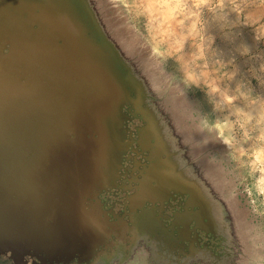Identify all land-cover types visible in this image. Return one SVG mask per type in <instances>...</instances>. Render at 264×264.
<instances>
[{"label": "water", "instance_id": "95a60500", "mask_svg": "<svg viewBox=\"0 0 264 264\" xmlns=\"http://www.w3.org/2000/svg\"><path fill=\"white\" fill-rule=\"evenodd\" d=\"M29 1L14 9V35L0 39V255L17 264L91 259L114 231L88 243L84 256L77 229L64 223L66 201L91 182L99 201L122 168L111 146L132 134L128 123L136 120L141 126L129 139L146 154L140 182L154 175L172 199L184 200L178 215L186 225L222 237L225 255L210 253L215 261L231 249L242 254V210L225 190L214 150L201 144L180 88L119 1ZM115 152L116 174L98 172Z\"/></svg>", "mask_w": 264, "mask_h": 264}, {"label": "rangeland", "instance_id": "374dc122", "mask_svg": "<svg viewBox=\"0 0 264 264\" xmlns=\"http://www.w3.org/2000/svg\"><path fill=\"white\" fill-rule=\"evenodd\" d=\"M118 1L131 28L152 49L162 70L172 83L180 88L181 95H183V89L177 79L179 74H176V65L169 61L167 67L164 66V61L169 57L179 60L185 73L190 72L197 61H204L200 79L208 83L210 87L219 81H224L227 87V84L231 82L236 85V95L239 96L243 94L241 89L244 93L252 91L248 84L251 80L255 92H264V89L257 86L255 81L264 80V56L258 54L264 52V43L256 42H264V23H261L264 20V14H262L264 0H255L254 8L247 11V4L233 3L231 5V11L236 14L238 22L243 14L242 23L255 26L256 40L253 38V30L248 27L234 32L229 30L223 35L219 32L214 33L215 48L219 53L210 51L212 38L210 36L206 39L202 38L201 31L197 27L201 22L200 13L196 10L200 8L199 4L186 8L178 0ZM28 3L29 0H0V39L14 35V9L18 4L27 5ZM132 20H138L140 27L131 23ZM186 23L188 24L187 35L197 48L196 53L187 61L182 51L184 37L183 35L178 37V30H184ZM232 26L235 27V25ZM242 45H247L252 55L247 58L237 55ZM206 55L207 60H205ZM217 56L225 59L234 58V64L231 60L226 64L222 63L215 59ZM209 64H211L210 72ZM233 77L236 79L233 80ZM182 97L189 112L197 121L202 119L199 113L207 114L211 118L212 109L202 90L190 88ZM247 106L251 108V104ZM232 111L237 114L238 123L241 125L247 123V119L240 116L235 108ZM140 126L141 122L137 120L128 123L132 134L121 135L118 139L120 146L113 142L111 147H115V151L116 147L120 150L119 161L122 163V168H116L118 174L114 180L108 179L106 188L100 190L98 194L100 202L92 194L95 189L94 183H88L83 187L76 186L77 197L66 201L64 223L72 224L77 229L78 234H75L77 247L84 256L90 254L88 243L92 240L100 242L108 231H114L107 236L103 247L99 249L100 251L97 250L93 260L87 264H208L203 257L205 255L202 253L203 250L199 248L200 245L206 253L207 248L214 251L221 250L224 241L218 246V241H214L211 236H206L205 238L209 240L206 242L201 234H210L194 227L193 222H188L189 224L186 225L183 219L185 216L178 215L173 222L174 212L182 210L184 200L178 197L172 199L170 190L161 189L156 185L158 178L156 179L154 175L140 182L141 175L144 176L141 164L146 162L144 159L146 154L143 155L138 145L129 139L136 138L135 131ZM209 144L214 150L213 156L218 163L216 168L226 181L225 190L230 196L237 198L236 206L242 210L244 221L238 232L241 235L240 241L244 240L246 243L245 245L240 243L244 247V252L241 254L239 250L235 256V262L236 264H264V175L250 186L246 179L248 174L233 162L238 159L235 152L228 155L227 149L219 142H209ZM116 152L111 162L109 159L107 169L102 168L98 172L110 173L109 177L116 174V171L112 174L116 155H118ZM96 172V169L91 170L93 175ZM84 193H91V198H83ZM102 209L108 216V221ZM193 244H197L196 247ZM67 252L69 253L70 250ZM232 255H234L233 249L230 250V258ZM211 260V264L223 263L215 261L212 257Z\"/></svg>", "mask_w": 264, "mask_h": 264}, {"label": "clouds", "instance_id": "9594fccd", "mask_svg": "<svg viewBox=\"0 0 264 264\" xmlns=\"http://www.w3.org/2000/svg\"><path fill=\"white\" fill-rule=\"evenodd\" d=\"M178 2L182 3L186 8H192L194 4L200 5V8L196 9L200 13L201 21L197 27L201 31L202 38L206 39L209 36L212 38L210 48L212 52L219 53L215 48L214 39V33L217 32L223 35L224 32L229 30L234 32L240 28L248 27L253 30V38L256 40L255 26L243 24V14H241L238 22L236 14L231 11L233 3L247 4L248 8L246 11L252 10L255 0H178ZM217 5H221V7H217ZM131 23L140 27L138 20H132ZM261 23H264V20ZM232 25H235V27ZM187 27L188 24L186 23L184 30H178V37L180 35L184 37L182 51L186 61L197 51L195 44L187 35ZM258 54L264 56V52ZM237 55L247 58L252 55V52L247 45H242ZM207 59L208 56L206 55L205 60ZM215 59L225 64L231 60L234 64V58L225 59L217 56ZM169 61L176 65V74H179L177 79L183 89V95L190 88L200 89L204 92L207 102L211 106V118L207 114L199 113L202 119L194 124V132L203 134L205 137L201 144L219 142L227 149L226 154L231 155L235 152L238 159L233 162L248 174L246 179L250 186L254 184L261 175H264V92H255L251 80L248 84L252 91L244 93V90L241 89L243 94L239 96L236 95V85L231 82L227 84V87H225L224 81H219L210 87L208 83L200 79L204 61H197L196 65L192 66L191 71L188 73H185L180 61L174 57H169L164 61L165 68ZM210 71L211 64H209ZM232 79L235 80L236 77ZM255 81L257 86L264 89V80ZM248 104H251V108L247 106ZM233 108L238 111L240 116L247 119L246 124L241 125V123L237 122L238 116L232 111Z\"/></svg>", "mask_w": 264, "mask_h": 264}, {"label": "flooded vegetation", "instance_id": "af4514ba", "mask_svg": "<svg viewBox=\"0 0 264 264\" xmlns=\"http://www.w3.org/2000/svg\"><path fill=\"white\" fill-rule=\"evenodd\" d=\"M133 151V149H132ZM143 164L145 163H142L141 166L143 167ZM141 175V174H140ZM142 179V177H140ZM140 179V180H141ZM178 206V205H177ZM178 209H180V207L178 206ZM182 210H178L176 212H174V216H173V222H174V218H176L178 216V213L181 212ZM172 222V223H173ZM191 227V226H190ZM191 229V228H190ZM193 236V235H192ZM202 238L208 242L209 240L207 238H205L206 236L209 237L211 236L212 239H214V241H218V246L219 245H222V241H224L222 239V237H213L212 235H206L204 233V235H202ZM193 238V237H192ZM191 238V240L193 241V239ZM195 247L197 244H193ZM103 246H101L100 248H98L97 250L100 251L99 249H101ZM201 250H203V254H205L203 257L206 258V261L208 264H211L212 260H211V257H210V253H213L214 257H223L225 254H221L220 252L222 251L221 250H212V249H209L207 248L206 250V253H204V248L202 247V245H200ZM97 252V251H96ZM96 254V253H95ZM94 257H92L91 259L89 260H82L80 258H73L72 260H70L69 262H42V261H39L37 260L36 258H30V257H26L24 260L20 261L18 264H87V263H90L92 260H93ZM205 260V259H204ZM193 261V260H192ZM236 258L234 255L228 257L225 259V261L223 260V263L222 264H236ZM0 264H17L14 262V260L10 259L8 256H4V255H0Z\"/></svg>", "mask_w": 264, "mask_h": 264}, {"label": "bare ground", "instance_id": "6f19581e", "mask_svg": "<svg viewBox=\"0 0 264 264\" xmlns=\"http://www.w3.org/2000/svg\"><path fill=\"white\" fill-rule=\"evenodd\" d=\"M29 2H30V1H29ZM86 130L88 131L87 128H86ZM84 132H85V125H84ZM89 149H90V148H89ZM97 154H98V153H96V154L94 155V157H96V156L99 157V156H100V154H98V155H97ZM109 154H110V153H109ZM107 164H108V160H107ZM139 164H140V163H139ZM138 166H140V165H138ZM137 168H138V167H137ZM137 168H136V169H137ZM133 172H134V171H133ZM129 180H130V179H129ZM131 180H132V179H131ZM129 182H130V181H129ZM149 200H150V199H149ZM149 200H148V201H149ZM89 229H90V228H89Z\"/></svg>", "mask_w": 264, "mask_h": 264}]
</instances>
